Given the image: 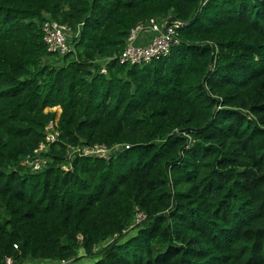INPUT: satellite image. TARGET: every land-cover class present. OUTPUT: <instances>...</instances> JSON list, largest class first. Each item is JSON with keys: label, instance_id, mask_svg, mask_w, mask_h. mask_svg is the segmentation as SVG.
Masks as SVG:
<instances>
[{"label": "trees", "instance_id": "obj_1", "mask_svg": "<svg viewBox=\"0 0 264 264\" xmlns=\"http://www.w3.org/2000/svg\"><path fill=\"white\" fill-rule=\"evenodd\" d=\"M152 17L187 22L180 44L121 64ZM49 19L82 26L65 57L47 50ZM51 122L59 140L33 171L21 163ZM96 144L130 148L68 159ZM81 250L88 264H264V0H0V264Z\"/></svg>", "mask_w": 264, "mask_h": 264}, {"label": "built area", "instance_id": "obj_2", "mask_svg": "<svg viewBox=\"0 0 264 264\" xmlns=\"http://www.w3.org/2000/svg\"><path fill=\"white\" fill-rule=\"evenodd\" d=\"M208 1V0H207ZM187 25V22L174 19L160 21L156 17L150 18L146 23L139 24L129 34L127 45L123 52L118 57L121 64L140 65L150 63L170 54L172 48L180 44L179 32L180 29ZM153 33L148 44H139L138 37L141 33ZM82 33V26L73 29L71 26L61 24L53 19L47 20L43 25L44 41L47 50L50 53L60 57H65L73 48L75 38H78ZM111 58H106L102 62L103 66L100 73L106 74V64ZM59 131L55 128V123L51 122L46 128L45 141H43L32 153L27 155L22 161L23 166L30 167L33 171H42L49 165V157L47 153L52 145L59 140ZM130 145L116 144L112 147L103 144L85 145V146H69L67 149L68 159L73 160L76 156H91L103 159H110L112 155L129 149ZM72 164H66L64 169H70ZM146 219L144 212H139L135 222L129 227L137 228V225ZM114 240V239H112ZM111 240V241H112ZM6 264H16L12 258H6ZM66 263V262H63Z\"/></svg>", "mask_w": 264, "mask_h": 264}, {"label": "rangeland", "instance_id": "obj_3", "mask_svg": "<svg viewBox=\"0 0 264 264\" xmlns=\"http://www.w3.org/2000/svg\"><path fill=\"white\" fill-rule=\"evenodd\" d=\"M58 63H61L60 61ZM56 64V63H55ZM60 109L58 111V115L60 114ZM127 154L130 156V157H134L136 155V151L135 150H131V151H128ZM129 166V163H124L123 164V167L124 168H127ZM137 232V229L136 228H129L128 231H127V237L126 238H130L132 236H134ZM105 245V243L101 244V246H98L96 248V251H98L101 247H103ZM98 258H94V259H91L89 257H86L85 255V252L84 251H79V258L76 259V260H73V261H70V262H66V263H63V262H60V264H84V263H88V261L92 262V261H96Z\"/></svg>", "mask_w": 264, "mask_h": 264}, {"label": "crops", "instance_id": "obj_4", "mask_svg": "<svg viewBox=\"0 0 264 264\" xmlns=\"http://www.w3.org/2000/svg\"><path fill=\"white\" fill-rule=\"evenodd\" d=\"M151 33H147V32H143L139 35L138 37V43L139 44H148L151 40ZM83 251V250H81ZM93 262V261H92ZM88 263H90V261H88ZM88 263H84V264H88ZM26 264H60V262L58 261H52V260H45V261H42V260H34V259H29L27 261Z\"/></svg>", "mask_w": 264, "mask_h": 264}, {"label": "water", "instance_id": "obj_5", "mask_svg": "<svg viewBox=\"0 0 264 264\" xmlns=\"http://www.w3.org/2000/svg\"><path fill=\"white\" fill-rule=\"evenodd\" d=\"M174 135H177V131L174 132Z\"/></svg>", "mask_w": 264, "mask_h": 264}]
</instances>
